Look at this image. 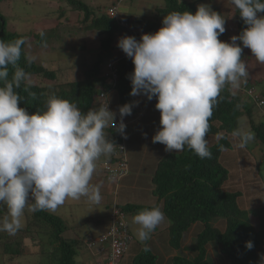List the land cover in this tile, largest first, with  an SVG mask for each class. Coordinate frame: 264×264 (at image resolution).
I'll return each mask as SVG.
<instances>
[{"label": "clouds", "instance_id": "obj_1", "mask_svg": "<svg viewBox=\"0 0 264 264\" xmlns=\"http://www.w3.org/2000/svg\"><path fill=\"white\" fill-rule=\"evenodd\" d=\"M122 1L117 0L115 4L118 6V20L128 23L119 13ZM231 3L239 10L241 19L247 25L238 36L231 37V42L219 39L226 31L221 14L204 4L198 6L195 14L190 11L167 13L162 21L163 26L155 33L142 34L141 38L137 37L138 40L136 34L125 35L117 40V47L134 64V71L128 75L132 85L130 95H143L149 101L153 98L157 100L155 108L161 114L160 128L152 142L165 145L166 152H180L187 147L201 159H210L212 153L206 137L213 107L218 103L220 92L225 86L241 88L242 81H246L248 76L246 61L241 58L243 48H249L255 60L264 65V0H231ZM125 28L130 29L129 24ZM40 35L43 37L44 33L40 32ZM25 45L31 47L27 37L12 42L0 40V204L7 208V214L0 218V232L9 234L21 227V217L26 208L31 212L55 211L66 200H79L82 197L99 203L102 199L100 187L91 184L99 159H103L102 163L100 161L97 164L103 168L110 182L119 183L131 173L123 118L132 114L136 102L119 108V125L116 123V113L109 110L108 104L101 106L105 103L100 102L99 109H89L82 113L76 104L54 94L48 97L45 110L29 114L26 108L20 107L21 97L16 91L22 83L25 91L31 85L30 74L17 64L22 46ZM42 46H47L46 41ZM25 59L31 64L35 57L25 53ZM111 62L117 64L116 60ZM9 65L14 67L10 79ZM117 77L114 79L110 73L107 78L115 84ZM97 89L99 95L102 92L108 95L102 85L97 86ZM243 92L250 102L261 106L258 99L250 95V92H254L256 96V88ZM31 95L35 96V93ZM94 103L98 102L94 100ZM109 126L120 133L122 141L112 161L105 158L114 152L116 145L105 135V129ZM232 135L239 138V148L246 147L255 139L253 132L239 127ZM221 136L222 133H217V139ZM122 146L125 147L128 159V171L122 178L112 180L106 165L116 167L119 164ZM227 150L230 151H224ZM223 153L221 163L227 168ZM257 172L261 178V171ZM129 204L133 203L119 204L116 201L108 204L112 212L109 215L110 227L96 238L91 236L83 240L87 249L99 248L98 253L105 256L101 260L102 264L108 260L112 240L100 243L98 239L108 234L115 222L125 224L129 235L128 248L122 256L121 264H132L133 259L142 251L143 242L150 239V234L156 228L169 233V223L162 228L158 227L165 220L159 206L145 208L132 215L119 208ZM245 211L255 212L258 214L256 218H260L264 213V205ZM93 221H100V218L97 219L95 215ZM134 224L139 225L136 235L133 233ZM200 227L202 224L196 223L189 228L185 234L186 240L183 239V247L179 250L160 244H156V248L150 247L153 255L157 256V263L170 264L171 259L181 251L190 254L189 246L200 232ZM136 238L142 243L135 245ZM90 241H96V246L90 247ZM104 246L107 248L105 251ZM253 247L252 241L246 242L247 249ZM167 255H171L170 258ZM259 255V264H264V253ZM128 257L130 261L127 263ZM16 260L20 263V259Z\"/></svg>", "mask_w": 264, "mask_h": 264}, {"label": "trees", "instance_id": "obj_2", "mask_svg": "<svg viewBox=\"0 0 264 264\" xmlns=\"http://www.w3.org/2000/svg\"><path fill=\"white\" fill-rule=\"evenodd\" d=\"M4 1L12 0H0V4ZM202 1L165 0L163 8L159 7L158 12L167 15V13L173 11H190L195 14L198 6L202 5ZM116 3L117 0L113 1L112 5ZM60 5V16H67V5H69L73 11H78L84 15L83 24H86L85 28L87 30H94L100 35V56H98L96 64L88 71L90 75H85L81 80L44 87L31 83L27 91H25V85L22 83L21 87L16 89L21 97L20 107L26 108L29 114L43 111L45 110L48 97L54 94L58 98L76 104L82 113H86L89 109H99L101 107H94V100L100 94L97 89L99 85H102L106 90L114 88L118 93L120 106L128 103H137L140 97H146L143 95L135 97L130 95L132 85L128 75L134 71V64L121 49L116 50L115 48V42L122 36H133L134 34L137 37L142 36V32L137 29L140 23L138 19L126 18L130 26V29H127L122 26L120 20L108 16L106 13L107 8L105 9L103 6L93 8V6L86 4L82 0H61ZM212 7L214 11L220 13L216 7ZM235 20L238 36L247 25L241 19L237 8L235 9ZM131 28L137 29L134 30L136 32L132 31ZM58 32H60L59 27H56L50 32L43 31L44 36L41 37L40 33L27 36L9 31L7 19L0 9V40L5 42H12L20 37H27L28 41L33 42L38 47H42L44 41H47L50 36H57ZM147 33H155L154 23L149 24ZM237 43L241 42L238 41ZM241 47H243L242 43ZM85 48L86 46H83L82 49ZM25 53H28L26 45L22 46L21 56L17 64L30 74L31 79L40 76L51 78V80L58 78L55 69H50L43 63L40 65L35 59L31 64H28L25 59ZM245 53L246 49L243 48L242 59ZM104 55L112 58V61H117L118 77L115 84L114 81L111 83L112 80L102 77L99 71ZM71 58L74 59L73 56H70L69 59L72 60ZM13 72L14 67L9 65V79ZM256 86V81L250 78L242 84L241 90H251L256 88ZM230 89V86H225L220 92L218 103L213 107V114L209 120L210 129L206 138L212 157L210 159H201L193 151L185 147V150L180 152L166 153L158 162L151 184V193L158 199V203L162 204L157 206L161 208L165 216V220L159 227L162 228L169 223V233L162 231V233H159V228H156L150 234V239L143 242L142 251L133 259L132 264H158L157 256L153 255L150 247L156 248L157 243L164 247L172 248V250L181 249L183 247V239L186 240L185 234L196 223H201L202 229L197 236H194L189 246L191 255L181 254V252L177 253L171 259L170 264H214L213 259L209 255V246H213L215 250L217 249L221 257H226L227 264H259V254L264 253V213L260 218H256L258 216L257 213L243 210L238 202V197L242 193L231 192L224 188L230 179V171L221 163V157L224 150L233 149L229 143L228 134H232L240 126V121L244 116L249 117V131L254 133V140L264 145V120L256 122L252 115L253 108L248 107L244 103L249 98L247 97L245 101ZM32 93H35V96L31 95ZM152 100L157 103L155 98ZM262 100L264 102V91L260 92L258 102ZM136 103L132 109V114L128 116H132L137 112ZM244 105L247 108H243ZM217 133H222V136L217 139L216 143L211 145L209 139L217 138ZM105 135L116 144L114 152L110 156L105 157L112 161L115 150L122 142L120 133L109 126L105 129ZM261 149L260 151L264 150L263 148ZM260 162L264 165V160L260 159L258 163ZM3 207H6V205ZM151 207L137 204L119 206L126 214L132 215ZM110 208L111 206H109ZM1 211L2 209H0ZM25 216L24 231L28 232L33 229L48 233L56 246L57 264H78L77 258L80 255L78 248L81 247L84 238L78 236V234L77 237L71 234V238H66L64 234L69 232L70 226L64 218L56 214V212L53 213L47 210L31 212L28 208H26ZM102 219L104 218L101 217L100 220ZM219 222L225 223L224 230L216 225ZM138 228L139 225L134 227L133 233L135 232V235ZM2 239L0 238V240ZM248 241L253 242L254 247L251 250L246 248V242ZM2 243H6L2 253L9 257L5 259V264L27 256L24 253L23 244L14 247L11 242L6 240ZM146 248L149 250L145 251ZM50 263L52 264L54 261Z\"/></svg>", "mask_w": 264, "mask_h": 264}, {"label": "rangeland", "instance_id": "obj_3", "mask_svg": "<svg viewBox=\"0 0 264 264\" xmlns=\"http://www.w3.org/2000/svg\"><path fill=\"white\" fill-rule=\"evenodd\" d=\"M60 1L61 0H12L4 1L0 4V9L7 19L9 31L30 36L43 31L50 32L56 27H59L60 32H58L57 36H50L47 39L46 47H38L30 41L29 43L31 44V47L28 48L26 45V51L29 55L35 57V61L38 64L41 65V63H43L45 66H48L50 69H55L57 72L56 76L58 78H54L52 80L51 78L45 76L34 77L31 79V83L39 84L43 87L52 86V84L55 85L70 81H78L83 79L85 75H90L88 71L96 64L95 62L101 53L100 35L94 30H87L85 28L86 24H83L84 15L78 11H73L69 5H67V16H60ZM82 1L93 6V8L103 6L105 9H108L112 5V2L116 0ZM164 3L165 0H124L119 6V13L123 18L132 17L133 20L138 19V22L140 23L138 24L139 26L137 29L142 32L141 34L147 33L150 23H154L156 32L163 26L162 21L166 16L165 14L158 12L159 7L163 8ZM201 3L210 6L212 9V6H214L220 11L222 18L225 20L226 31L219 36V39L222 42H231V37L237 35V23L235 20L236 8L232 5L231 0H203ZM139 37L141 38V36ZM117 44L118 41L115 42L116 50L120 49L117 47ZM83 46H86V48L82 49ZM245 49L246 53L244 54L243 60L246 61L248 67V76L246 80L251 78L256 81V96H260V92L264 91V65L259 64L255 60L249 48ZM70 56H73L74 59L71 58L72 60H70ZM111 61L112 58L104 55V60L99 70L102 77L107 78L108 74H110L108 66ZM245 82L246 81H242L240 87H242V84ZM230 90L246 101L247 97L241 88H231ZM102 94H104L103 98L101 97ZM101 95H97L95 101L106 104V99H109V94L107 95V93L102 92ZM111 97L112 101L110 100V103L113 102V105L109 107V110L116 113V123L119 125L121 120L119 108L121 106L117 96ZM96 105L98 106L99 104ZM155 105L156 102L154 100L149 101L147 97H144L140 103L138 102L137 109H139V111L136 113L137 115L125 116L123 118L124 123L128 120L132 126L134 123L133 117H137L134 129H125L128 137L127 143L132 164L134 163V159L139 162L140 154L142 153V155H144L145 150L157 151L160 158L168 153L165 151V145L158 142H152L153 136L160 128V125H158L156 121L160 122L161 119V114L159 110L155 108ZM246 105L248 107H253L252 115L256 122L264 120V105L258 107L254 102L250 101L247 102ZM246 105H244L243 108H247ZM239 108L241 109L240 106ZM146 118L151 119L152 122H148L147 125L143 124V120H146ZM239 125V128L249 131V117L244 116ZM145 133L147 134L146 136ZM132 134L134 135V139L131 136ZM228 136L230 137L229 143L233 146V149H229L230 151H224L231 154V161L227 163V165H229L228 169L230 171V179L225 184L224 188L231 192H241L242 197L240 196L238 198L242 203H245L246 201L249 202L246 207L260 208L264 205V165L259 163L258 167L257 162L260 161V159L264 160V150L260 151L262 150L261 148L264 149V145L261 142H256L254 140L250 141L246 147L239 148L237 146L239 138L234 137L232 134H228ZM209 141L210 144L213 145L217 141V138H210ZM133 149L135 152H133ZM243 156H245L244 159L241 158ZM147 157L148 156H146V158ZM228 157H226V159H229ZM97 163L99 162L97 161ZM100 163H102V161ZM257 170L261 171V178ZM91 184L95 185L92 180ZM130 185L132 186L134 184L130 183ZM99 187L101 194L103 195L107 187ZM141 188V185H134L133 188L128 187L126 189L127 191L118 198L117 203L126 204V202H129L131 197L141 196L142 193H136V190H140ZM112 189L114 190L115 188L112 187ZM131 189L135 192L134 195H132ZM145 195L148 196V191H146ZM126 197L129 198L126 199ZM145 199H147V197ZM134 201H136L135 198L130 200V202ZM3 206L4 204L0 205V209H2L0 212V218L7 214V209L3 210L6 208ZM101 208L102 204L100 202L93 203L88 201L87 198L82 197L79 200L68 199L63 205L59 206L52 212H56V214L68 222L70 230L64 234L66 235V238H71V234L72 236L74 235V237H77L78 234V236H81L82 238L88 236L96 238L98 234L107 231L111 225V220L109 218V215L112 214L111 208L108 210L107 214L103 216L104 219L100 221H93L97 211L101 212ZM25 211L21 217V227L19 230L13 234L0 232V238H3L0 240V264H5V259L9 258L2 253L4 245L6 244L2 243L4 240L11 242L14 247H18L20 244H23L24 253L27 254L26 257L20 259V263L16 260L8 264H51V261H54L52 264H57V256L55 254L56 246L52 239H50L48 233H44L42 230L36 231L33 229L28 232L24 231L26 221ZM216 225L222 230L225 229L224 222H219ZM201 229V227L198 228V231ZM194 233L198 232L195 231ZM141 243L142 241L136 238L134 244L137 245ZM84 247L85 246L82 243L81 247L78 248L80 251V255L77 258L78 264H90L92 259L95 261L100 255L98 253L99 248L89 250ZM103 248L104 251L107 249L106 246ZM208 250L214 264H227L225 257H221L219 251L217 249L215 250L213 246H209ZM182 253L184 252L181 251V254ZM184 254L190 255L189 253ZM170 256L171 255H167L166 257L170 258ZM103 258H105V256L101 254L100 260ZM127 260L128 263L130 261L129 257ZM92 264L96 263L93 262Z\"/></svg>", "mask_w": 264, "mask_h": 264}, {"label": "crops", "instance_id": "obj_4", "mask_svg": "<svg viewBox=\"0 0 264 264\" xmlns=\"http://www.w3.org/2000/svg\"><path fill=\"white\" fill-rule=\"evenodd\" d=\"M102 89H105V88L102 87ZM107 92L109 94V99L107 98L106 99V104L105 105L101 104V106H106L108 104V108H109L111 105H113V102L110 103V100L112 101V97L111 96H117L118 97V93H117V91L115 89H110V90L108 89ZM143 99H144V97H140L138 99L137 103H136V111L137 112L139 111V109H137L138 108V102L140 103ZM118 100H119V97H118ZM97 104H99V103H97ZM96 106H97L96 103H94V107H96ZM136 113L134 114V116L137 115ZM133 120H134V123H133L132 126L129 123V121L127 120V122L125 123L126 124V129L127 128H129V129L133 128L134 129V124H135V122L137 120V117H133ZM133 120H132V122H133ZM150 121L152 122L151 119L146 118V120H143V124L147 125V123L150 122ZM156 122H157L158 125H160L159 121H156ZM131 136L134 139V135L132 134ZM127 142H128V137L125 138V143L127 145L128 155H129V147H128V143ZM132 147H134V146H132ZM133 152H135L134 149H133ZM146 156H148L147 158H150V159H147ZM159 156L160 155L155 150L154 151L153 150H150V151L145 150V154L144 155H142V153L140 154L139 162H137L134 159V163L132 164L131 156L129 155L131 173L129 174V176L127 178H125L124 180H122L119 183L110 182L107 179L106 174L103 171V169L101 168L100 164H96V169L94 171L95 174L92 176V181L94 182L95 185L102 186V187L103 186L107 187V189L105 190V193L103 195L101 194L102 199H101L100 203L102 204V208H101V212L95 214L97 219H99V218L103 217L105 214H107V212L109 210L108 204H112L113 202H116L118 200L117 198H119L124 192H126L127 191L126 189L128 187L133 188L134 185H141L142 186V188L140 190H136L137 194H141L142 193V195L141 196L131 197L130 200L132 198H135L136 201L130 202V200H129L128 203H133V204H137V205H140V206H144V205H146V206H157L158 204H160V203H158V199L154 195H152V193H151V191H152V187H151L152 180L154 178V175H155V172H156V169H157V166H158V162L160 161V159H162ZM226 157H228L229 159H226ZM244 157L245 156H243L241 158L244 159ZM102 160L103 159L101 158V159L98 160V162H100ZM223 160H225L226 163H229L231 161V154H228L227 152H224L223 153ZM228 166L229 165H227V168H228ZM130 183H133L134 185L131 186ZM112 187L115 188V189L113 190ZM110 190H112V191H110ZM146 191H148V196L145 195ZM131 192H132V195L135 194V192L132 189H131ZM146 197H147V199H145ZM241 197H242V195H241ZM128 198L126 197V199H128ZM155 199L157 200V203H156ZM248 203L249 202H247V201L245 203H242V202L239 201V204H240L241 208H243L245 210H251L252 207H249V206L246 207V205ZM90 237L91 236H88V237H85V238H90ZM82 243H83V241H82ZM157 245H159V244H157ZM93 262H95L96 264H102V261L100 260L99 257L95 261L92 259L90 264H92Z\"/></svg>", "mask_w": 264, "mask_h": 264}, {"label": "built area", "instance_id": "obj_5", "mask_svg": "<svg viewBox=\"0 0 264 264\" xmlns=\"http://www.w3.org/2000/svg\"><path fill=\"white\" fill-rule=\"evenodd\" d=\"M107 14L112 18L118 19V6L114 5L110 7L107 11ZM121 24L125 27L128 26V23L125 20H121ZM135 37L138 40L137 36ZM108 67L113 78L116 79L118 73L116 68V63L111 62ZM250 95L253 96L255 100L258 99V97L254 95V92H250ZM101 97L103 98L104 94H102ZM260 104L263 105L264 102L261 101ZM119 158H120V162L116 167L110 164L106 165V169L108 170L112 180L122 178L123 176L126 175L128 171L129 165H128V159L125 153L124 146L121 147ZM128 236L129 235L127 233V230L125 229V224H123L122 222H115L111 231H109L108 234L102 235L98 239L100 243H105L109 239L112 240L111 250L109 251L108 260L106 264H121L122 256L124 255V252L128 248L127 245ZM96 243H97L96 241H90L89 246L94 247L96 246Z\"/></svg>", "mask_w": 264, "mask_h": 264}]
</instances>
